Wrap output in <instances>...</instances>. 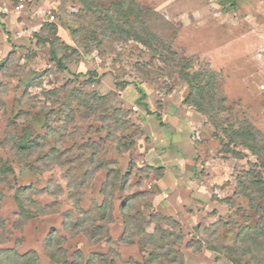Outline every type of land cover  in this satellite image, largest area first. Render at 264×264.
<instances>
[{"label": "rangeland", "instance_id": "1", "mask_svg": "<svg viewBox=\"0 0 264 264\" xmlns=\"http://www.w3.org/2000/svg\"><path fill=\"white\" fill-rule=\"evenodd\" d=\"M107 11L190 59L194 71L204 67L223 100L220 119L246 120L264 139V0H0V169L11 168L0 179V264H24L29 253L62 264L76 251L95 264H146L151 251L161 253L156 264H233L209 243L231 247L239 225L257 223L264 199L258 214L233 197L256 156L233 143L243 157L223 153L228 139L184 104L188 85L166 49L121 39ZM50 43L66 70L51 60ZM91 72L98 78L88 80ZM28 138L41 140L29 159L36 172L13 154ZM50 154L55 164H43ZM101 159L128 172L123 191L102 194ZM256 173L264 181V168ZM105 206L110 216L101 219ZM250 249L255 259L247 254L243 264H264Z\"/></svg>", "mask_w": 264, "mask_h": 264}, {"label": "trees", "instance_id": "2", "mask_svg": "<svg viewBox=\"0 0 264 264\" xmlns=\"http://www.w3.org/2000/svg\"><path fill=\"white\" fill-rule=\"evenodd\" d=\"M124 14L120 16L118 13L115 15H110V12L107 11L105 13V20L108 21V26L114 31V33H118L121 39H126L128 37H132L134 40L142 43L144 46L149 48L150 50H154L158 52L159 49H162L160 42L157 45H152L153 42H156V38L154 36H150L147 32L145 36L141 35L139 31H136L134 27L130 25H125L128 23V19ZM50 58L53 62L56 63L57 68L60 71L66 70L65 65L61 62V60L57 59L55 54V48L53 43H50ZM165 52L167 53L166 61L168 62L169 66L173 68L177 74V76L184 80L188 85V93L186 95L185 100L183 101L184 104L188 106H194L197 111L204 114L208 121H210L215 130L220 131L224 134V136L228 139L227 144L221 139L220 143L222 144V152L230 154L236 159H241L243 157L240 151H236L229 148V144H238L243 148L251 151L252 154L256 156V162L250 163L249 169L244 171L241 175L236 177V185L233 193V197H242L244 198L250 210H255L258 214L261 211L257 207V202L261 199H264V181L260 178V174L256 173L257 168H264V139L258 136V133L253 129V127L246 121L240 120L236 123V125H232L231 122H228L226 119H220V112L223 111V100L217 99L216 100V85L214 76L208 72L204 67H200L198 70L194 71V63L190 59H180L178 56L171 51L169 47H165ZM162 49V50H164ZM164 58V59H165ZM98 78L96 72H91L88 74V80L92 81L94 78ZM99 81L96 79L95 82ZM116 88L122 85L115 83ZM135 89L141 94L139 88L134 84ZM92 99L103 102L106 100L105 96H99L96 93L92 95ZM103 103L101 105H103ZM88 105V103L86 104ZM115 113L119 110L113 109ZM35 139H20L17 140V143L13 149V154L16 156L20 162H23L25 166L30 169L31 171L36 172V168H34L31 163H29V159L34 151L40 146L39 138L38 140ZM47 139L43 137V141ZM117 151H121L122 149L128 150L127 147H123L120 142H117L115 146ZM50 154L45 155L43 164L52 163L51 161L55 156L51 158ZM97 170H105L106 172V180L104 182V187L102 189V194L104 196H111V194L116 191L114 189H119V191H123L124 188L128 185V172L124 175H121L118 171L113 168V163H108L107 161H98V165L96 166ZM11 172V168L8 167H1L0 169V179L6 178V175ZM118 183L120 184L119 187L117 186ZM118 187V188H117ZM110 188V190H109ZM24 192L25 190H20V192ZM24 194V193H22ZM21 198L23 199L24 196L22 195ZM108 199V198H107ZM133 199V196L128 199L122 204V209L124 210L129 205V202ZM225 202L228 205L233 206L234 202L232 198L225 199ZM110 210V209H109ZM107 211L106 206L102 208H97L99 214H101V219H105L110 216V211ZM175 225V223H173ZM218 225H223L222 221L218 222ZM103 228L97 227L93 232L94 235L101 236ZM201 228L200 226L196 227L197 234H200ZM164 234H162L163 236ZM167 235V234H166ZM56 238V234L52 235L47 238L46 246L47 248H54L55 243L54 239ZM162 240L168 238L161 237ZM145 243L153 244L155 238L150 234H145ZM200 247L201 242L196 241ZM192 244V245H191ZM195 245V243H189L187 247L191 248ZM211 249H215L217 253L224 255L228 260H230L233 264H243V258L245 256H250L251 258L255 259V256L252 255V249L250 247H256L257 250L264 253V209H262L260 213V217L256 224H243L238 226V231L233 239V244L231 247L223 246L219 243H209ZM247 247V251L244 248ZM198 248V247H197ZM250 251V252H248ZM165 252V251H164ZM62 254L66 255L63 251ZM160 252L158 251H151L149 254V258L146 264H156L159 260ZM170 256V253L167 254ZM73 261L69 262L67 257L62 259V264H95L97 259L95 256H90L86 260L83 258V254L80 251H76L73 254ZM175 257H172L174 259ZM21 259L24 260V264H38V261L34 255V253H29L28 255L21 256ZM101 260L102 263H104ZM100 262V263H101ZM250 264L251 261H249Z\"/></svg>", "mask_w": 264, "mask_h": 264}]
</instances>
